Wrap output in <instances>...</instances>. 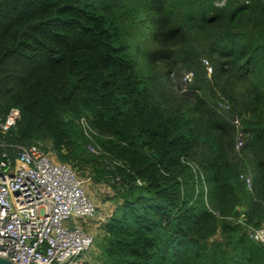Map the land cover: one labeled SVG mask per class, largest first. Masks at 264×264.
Returning a JSON list of instances; mask_svg holds the SVG:
<instances>
[{"label": "trees", "instance_id": "16d2710c", "mask_svg": "<svg viewBox=\"0 0 264 264\" xmlns=\"http://www.w3.org/2000/svg\"><path fill=\"white\" fill-rule=\"evenodd\" d=\"M12 108L0 152L40 143L114 194L91 264H264V0H0Z\"/></svg>", "mask_w": 264, "mask_h": 264}, {"label": "built area", "instance_id": "2783aa9c", "mask_svg": "<svg viewBox=\"0 0 264 264\" xmlns=\"http://www.w3.org/2000/svg\"><path fill=\"white\" fill-rule=\"evenodd\" d=\"M202 62L210 76L209 62ZM192 79L188 73L182 82ZM19 119V110L12 108L0 123V134L6 135ZM233 123L239 128L237 119ZM243 135L236 137L237 150L244 145ZM42 147H20L14 159L0 152V257L14 264H81L94 236L73 218L88 223L97 216V205L77 173ZM86 149L97 152L91 144ZM250 238L263 242V230L250 233Z\"/></svg>", "mask_w": 264, "mask_h": 264}, {"label": "rangeland", "instance_id": "374dc122", "mask_svg": "<svg viewBox=\"0 0 264 264\" xmlns=\"http://www.w3.org/2000/svg\"><path fill=\"white\" fill-rule=\"evenodd\" d=\"M183 77H184L183 73H180L177 77L172 75L171 82L167 83L166 87L169 90L178 91V92L181 91ZM240 148H242V146ZM82 175H81L82 178L79 175L78 176L81 180H83V187H84L86 194L97 205L98 212H101V215H99L98 221L94 222L95 217L92 219H89V222L87 224H90V225L85 226V228L88 231H90L92 235L94 234L97 235V231H99L100 225L103 224V222H106L112 216V214L115 212L116 207L118 206V203L116 202V200L113 199L114 194L108 188V186L94 184L91 180H89V178H86L84 177L85 175L83 176ZM97 216H98V213H97ZM73 221L78 222V224L81 226L85 225L84 219L79 220V219L73 218ZM91 225L93 227H91ZM94 252H95L94 248H91V251L83 259L82 264H91L92 260L95 259L96 257Z\"/></svg>", "mask_w": 264, "mask_h": 264}, {"label": "crops", "instance_id": "0c3cea01", "mask_svg": "<svg viewBox=\"0 0 264 264\" xmlns=\"http://www.w3.org/2000/svg\"><path fill=\"white\" fill-rule=\"evenodd\" d=\"M99 215H101V212H98V216H96L95 218H94V222L95 221H98V219H99ZM104 223V222H103ZM90 224H85V226H89ZM102 225V224H101ZM101 225H100V227H101ZM91 227H93L92 225H91ZM99 230H100V228H99ZM90 232V231H89ZM98 232V231H97ZM88 254V253H87ZM87 254H85V255H83L82 257H81V264H82V261H83V259L87 256Z\"/></svg>", "mask_w": 264, "mask_h": 264}, {"label": "water", "instance_id": "95a60500", "mask_svg": "<svg viewBox=\"0 0 264 264\" xmlns=\"http://www.w3.org/2000/svg\"><path fill=\"white\" fill-rule=\"evenodd\" d=\"M0 264H14L13 262L0 257Z\"/></svg>", "mask_w": 264, "mask_h": 264}, {"label": "clouds", "instance_id": "9594fccd", "mask_svg": "<svg viewBox=\"0 0 264 264\" xmlns=\"http://www.w3.org/2000/svg\"><path fill=\"white\" fill-rule=\"evenodd\" d=\"M244 142H245V140H244ZM249 180L252 181L250 177H249ZM252 183H253V181H252Z\"/></svg>", "mask_w": 264, "mask_h": 264}]
</instances>
